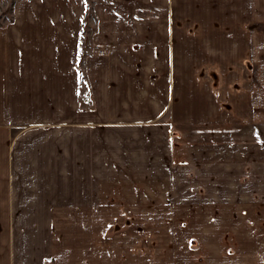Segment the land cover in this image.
Here are the masks:
<instances>
[{"label": "crops", "instance_id": "obj_1", "mask_svg": "<svg viewBox=\"0 0 264 264\" xmlns=\"http://www.w3.org/2000/svg\"><path fill=\"white\" fill-rule=\"evenodd\" d=\"M172 2L98 0L95 52L82 62L84 0L21 1L0 27V264L178 263L162 230L176 221L160 214L171 201H130L128 189L99 199L97 151L33 139L161 119L175 84ZM69 178L79 186L65 188Z\"/></svg>", "mask_w": 264, "mask_h": 264}, {"label": "rangeland", "instance_id": "obj_2", "mask_svg": "<svg viewBox=\"0 0 264 264\" xmlns=\"http://www.w3.org/2000/svg\"><path fill=\"white\" fill-rule=\"evenodd\" d=\"M21 1L34 0L0 2V27L15 23ZM97 1L84 0L81 62L95 52ZM172 1L175 84L161 119L33 139L80 145L66 153L97 151L99 199L128 189L130 201H171L173 211L160 214L176 221L162 230H171L177 264H264V0Z\"/></svg>", "mask_w": 264, "mask_h": 264}]
</instances>
